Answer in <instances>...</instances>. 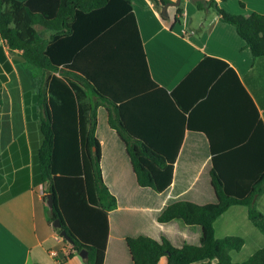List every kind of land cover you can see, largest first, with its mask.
I'll return each instance as SVG.
<instances>
[{"label":"trees","instance_id":"16d2710c","mask_svg":"<svg viewBox=\"0 0 264 264\" xmlns=\"http://www.w3.org/2000/svg\"><path fill=\"white\" fill-rule=\"evenodd\" d=\"M153 1L161 8L171 0ZM218 1L227 0L193 4L216 11L236 27L255 58L264 57V13H231ZM182 13L177 7L176 22ZM0 39L17 53L38 108L28 133L19 137L23 158L5 165L18 172L0 202L43 184V200L47 203L48 193L54 199L50 224L60 219L62 227L53 226L55 231L65 229L72 239L67 257L86 250L84 264H104L109 213L118 206L104 181L97 137L98 110L105 106L142 187L159 193L170 187L186 129L205 132L211 144L216 201L178 200L158 216L159 222L177 219L201 226L200 244L177 247L165 236H129L134 264H159L162 257L167 264H264V247L234 261L232 252L240 251L245 239L215 233V221L234 205L246 206L249 219L264 232V213L257 206L264 194V121L257 114L247 138L223 140L206 116L210 110L204 104L214 96L215 84L229 79L225 62L205 58L173 90L160 86L151 75L133 0H0ZM6 78L0 72V108ZM30 157L32 170L23 166Z\"/></svg>","mask_w":264,"mask_h":264},{"label":"crops","instance_id":"0c3cea01","mask_svg":"<svg viewBox=\"0 0 264 264\" xmlns=\"http://www.w3.org/2000/svg\"><path fill=\"white\" fill-rule=\"evenodd\" d=\"M174 1L169 2L167 16L171 7L176 10L179 7L171 4ZM193 2L182 0L180 21L167 25L153 0H133L151 75L160 86L173 90L205 58L225 62L223 72L229 79L215 84L214 96L204 104L210 110L206 116L211 121V129L221 133L219 139L244 140L257 125V114L258 120L264 121V57L255 58L236 27L222 21L216 11L199 10ZM218 4L235 14L264 13V0H227L218 1ZM16 57L17 53L11 52L7 43L0 40V72L7 77L2 86L7 95L4 97L1 93L4 105L0 108V156L3 160L0 195L10 189L18 172L16 167L9 170L5 165L23 158L19 137L28 133V121H34L38 113L36 94ZM230 70L234 71L254 106L247 102V96ZM27 97L34 106L31 112L27 109ZM103 109L107 114L101 119ZM199 115L195 114L196 120ZM98 121L103 177L118 201L117 208L109 213L104 264H134L127 243L129 236L143 234L158 240L165 236L177 247L184 243L200 244L201 226H190L177 219L159 222L158 216L178 200L199 204L216 201L211 184L212 151L208 135L199 130H185L173 182L159 193L139 185L126 146L109 125L105 106L98 110ZM16 143H19V150L14 152ZM27 162L23 166L32 170V158ZM42 185L31 186L0 202V264H84V259L83 262L76 259L79 254L67 257L69 251L63 237L49 222L50 210L43 200ZM257 206L264 213V194ZM250 221L248 208L234 205L215 221L216 236L245 238L242 227L246 226L258 243L261 236L248 226L256 227ZM167 261L162 257L159 264H167Z\"/></svg>","mask_w":264,"mask_h":264},{"label":"rangeland","instance_id":"374dc122","mask_svg":"<svg viewBox=\"0 0 264 264\" xmlns=\"http://www.w3.org/2000/svg\"><path fill=\"white\" fill-rule=\"evenodd\" d=\"M184 3L181 4V6H183ZM162 9H159L158 10L160 12H162ZM177 14V10L176 8H173L171 7L170 10H168V16L166 17V24L167 25H170V24H174L175 23V16ZM168 30H170V28H168ZM44 34L46 36L49 35L48 32H45L44 31ZM1 93H2V96L6 97L7 95V91H5V89H2L1 90ZM3 97V99H4ZM27 109H28V112H31V109L34 107L33 106V103L29 101V97H27ZM106 111L103 109L101 111V119H103V117L106 115ZM16 118H17V115H16ZM17 145L16 146H13V151L15 152V150H19V143H16ZM2 146H5V143L3 145L2 143ZM211 167V165H210ZM46 209L49 211L50 207L49 205L46 203ZM251 222V221H250ZM249 227L255 229L258 234L261 236V240L257 243L253 237V235L247 230V227L246 226H243L242 227V233L245 235V244L243 246V248L240 250V251H233V254H232V257H233V260L234 261H244V260H247L257 249H259V247H264V232L261 233V231H259L256 227H254L253 225H248ZM233 232L237 233L236 230H234ZM243 237V236H242ZM64 244H65V248H67V250L69 251V253H72L73 251V248H72V244L68 241H65L64 240ZM77 260H80L83 262V258L80 256V255H77L76 256Z\"/></svg>","mask_w":264,"mask_h":264},{"label":"water","instance_id":"95a60500","mask_svg":"<svg viewBox=\"0 0 264 264\" xmlns=\"http://www.w3.org/2000/svg\"><path fill=\"white\" fill-rule=\"evenodd\" d=\"M181 2H182V0H176V1L172 2L171 4L176 5V6H180ZM169 5H170V3H167V4H165L163 6L162 14L167 16V8H168ZM53 202H54V199L52 198L51 193H48L47 194V204L49 205L50 208L53 206ZM53 226L56 227V228H61L62 224H61L60 219H56L55 222L53 223ZM59 234H60L61 237L65 238L66 240H68V242H70L72 244V239H71V237L69 236V234L67 233V231L65 229H62ZM79 255L83 259H86L87 256H88V252L86 250H82L79 253Z\"/></svg>","mask_w":264,"mask_h":264},{"label":"built area","instance_id":"2783aa9c","mask_svg":"<svg viewBox=\"0 0 264 264\" xmlns=\"http://www.w3.org/2000/svg\"><path fill=\"white\" fill-rule=\"evenodd\" d=\"M0 40H1V39H0ZM42 187H43V185H42ZM54 255H57V253L54 252Z\"/></svg>","mask_w":264,"mask_h":264}]
</instances>
